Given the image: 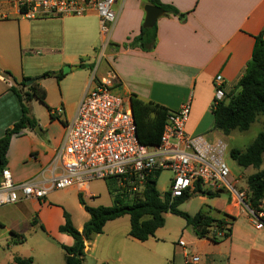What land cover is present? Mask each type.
Masks as SVG:
<instances>
[{"label":"crops","instance_id":"crops-1","mask_svg":"<svg viewBox=\"0 0 264 264\" xmlns=\"http://www.w3.org/2000/svg\"><path fill=\"white\" fill-rule=\"evenodd\" d=\"M161 1L186 13V17L182 19L165 12L156 22L155 48L145 51L139 47H125V44L140 34L146 16L144 7L150 3L148 0H117L118 20L111 42L105 48L96 14L28 19L21 14L14 0H0V137L21 116L20 102L11 90L12 86H19L18 82L24 77L35 78L46 71H58L66 64L84 62L83 66L65 75L70 77L72 89L77 92L73 107L63 93V106L52 107L47 84L49 79L57 78L51 75L40 80L47 92L46 109L50 107L51 110L48 109L46 120H38L40 132L27 128L11 139L7 167L16 181L35 177L42 171L46 176L50 175L52 160L63 141L65 125L74 119L89 86L90 73L96 65L95 61L87 59L92 57V51L94 56L105 58L98 75L110 70L115 72L120 93L128 98L136 94L142 100L157 102L170 110L190 103L187 133L203 135L210 141L220 139L208 135L214 122L211 108L214 80L217 75H222L226 94L237 90L252 57L255 37L264 31V0ZM34 54L50 58L52 63L43 64L41 71H35L26 60L34 58ZM79 68L82 70H77ZM63 190L74 191L77 195L81 193L75 188ZM81 194L92 206L113 203L106 182L102 189L90 185L89 191ZM48 196L0 207V264H17L14 261L16 255L32 257L34 264H65L62 245L74 243L70 234L59 230L65 222V211L70 213L80 231L90 215L79 202L78 209L84 211V221L77 223L74 218L76 208L68 203L51 204ZM209 207L215 217L225 213L235 217L229 225L230 235L218 237L220 229L213 227L212 233L219 238L215 242L210 237L199 238L193 231L188 245L182 246L184 256L190 254L188 246H191L189 256H198L197 264H264V228L252 225L247 214L251 224L242 221L245 212L235 208L230 197L227 200L215 198ZM124 216L108 221L102 233L85 241L83 264L87 257L93 264L150 262L148 242L160 240L157 238L159 230L141 241L129 234L130 225L119 223ZM43 227L49 230H45L47 238H42L40 245L22 248L27 242V234ZM248 227L251 230L255 227L256 237L253 238Z\"/></svg>","mask_w":264,"mask_h":264},{"label":"built area","instance_id":"built-area-1","mask_svg":"<svg viewBox=\"0 0 264 264\" xmlns=\"http://www.w3.org/2000/svg\"><path fill=\"white\" fill-rule=\"evenodd\" d=\"M28 18L88 16L99 17L104 48L111 42L118 20L117 0H14ZM102 58V57H100ZM101 61V60H100ZM100 61L94 66L89 86L74 119L65 125L61 147L51 163L50 175L16 181L5 167L0 176V207L28 199H45L51 192L75 188L88 192L94 180L114 179L117 193L129 198L142 192L146 178L164 169L173 172L172 198L185 194L229 193L230 202L246 212L252 225L264 228V196L252 200L248 181L235 178L226 162L227 144L210 141L203 135L186 131L190 103L171 110L160 144H143L137 136V124L131 100L117 89L115 72L98 75ZM212 108L226 98L224 80L217 75ZM224 237L225 232H217ZM179 245L186 247L185 240ZM186 256V264H197L198 256Z\"/></svg>","mask_w":264,"mask_h":264},{"label":"trees","instance_id":"trees-1","mask_svg":"<svg viewBox=\"0 0 264 264\" xmlns=\"http://www.w3.org/2000/svg\"><path fill=\"white\" fill-rule=\"evenodd\" d=\"M151 4L160 6L166 14H174L184 19L186 13L176 7L164 3L161 0H148ZM157 43V25L153 27H142L141 32L125 47H139L145 51H151ZM81 66L84 62L81 61ZM6 73L11 74L9 71ZM55 76L58 81L62 80L66 73L62 69L58 71H46L35 78L24 77L18 82L19 86H12L11 90L17 95L20 107V118L0 137V176L8 164V150L11 139L16 134H21L24 129L35 130L39 125L38 119L31 112L30 103L34 98L46 103L47 92L40 85V80L47 76ZM28 79H34L27 84ZM133 114L137 124V136L143 144H160L161 136L170 109L154 101H145L136 94L130 97ZM212 108V107H211ZM49 110L50 107H48ZM214 114V128L224 134H230L233 130L241 131L249 129L259 115H264V31L255 37L252 57L246 64L244 75L240 78L237 90L226 94L216 108H212ZM54 118V115H52ZM231 156L237 163L244 167H253L256 172L249 175L247 181L252 192V200L257 201L264 196V168L261 169L264 160V131H261L246 150L234 148ZM161 171H156L148 176L145 186L138 195L129 198L117 193L116 182L107 181V185L113 203L111 205L92 206L86 203L83 195L79 193V201L89 213L90 218L85 222L83 230L80 231L73 223L70 213L65 211V222L59 229L61 232L70 234L74 243L71 246L62 245L65 251V264H83L85 255V241L103 232L108 221L117 219L124 215L130 217L129 234L141 241L154 236L156 231L164 226L167 213H173L185 218L186 224L192 227L195 235L199 238L210 237L215 242L219 238L212 233V228L225 232L224 238L230 235V224L235 219L230 214L215 217L211 214V207L202 206L194 215L180 210L178 206L190 199L191 195L185 194L172 198L170 192L161 194L157 189V180ZM112 181V180H111ZM211 197L218 196V192H208ZM86 234V238L84 235ZM14 261L17 264H34L32 257L16 255Z\"/></svg>","mask_w":264,"mask_h":264},{"label":"rangeland","instance_id":"rangeland-1","mask_svg":"<svg viewBox=\"0 0 264 264\" xmlns=\"http://www.w3.org/2000/svg\"><path fill=\"white\" fill-rule=\"evenodd\" d=\"M99 47H101V44ZM94 53L95 52L92 51V53L90 54L92 57L87 59H92V61H95V64H97L98 61L101 60L100 70H102L105 64V58L94 56ZM33 56L34 58H28L26 60L35 67V71H41V69H43V64L49 65V63H52L50 58L46 59L38 54H34ZM77 70L82 69L79 68ZM91 74L92 73H90V75ZM47 85H49L48 89L51 101L49 103L52 107L58 108L63 106L61 103L62 93L66 97H68V103L71 104V107H73V101H75L77 92L76 90L72 89V81L70 80V77L66 76L60 82H57L55 78L49 79ZM30 106L31 112L39 121H44L49 116L46 105L43 104L39 99L34 98L31 101ZM261 131H264L263 114L258 116L256 121L251 124L249 129L244 131L235 129L230 134H224L220 130L215 129L213 122L212 130L208 133V135L219 137L227 144V153L224 160H226V162L228 163L235 178H239L245 181L248 179L250 174L256 172V169H254L253 167L244 168L240 166L237 163L236 159L231 156V150L234 148L246 150ZM263 168L264 160L261 169ZM172 178L173 172L171 170L164 169L161 171L157 180V189L161 194H164L165 192H168L170 190V182L172 181ZM107 181L113 182V179L110 178L108 180H94L93 182H91V186H93L94 188L96 187L98 189H102L105 187V182L107 183ZM48 197L50 202H52L51 204L68 203L73 208H76V210H74V218L76 222L82 223L84 221V211L78 209V205L80 202L79 195H77L74 191L56 190L52 195ZM218 197L220 198V200H227L229 198V193L227 191H222L218 196L214 197L206 195L205 193L192 194L190 199L181 203L178 208L180 210L187 211L191 215H194L202 206L208 207L215 200V198ZM246 214V212L243 213L242 221L244 220L245 223L248 222V224H251L247 220ZM165 218L166 221L164 226L160 227L157 233V238H159L160 240L155 239L148 242L150 250V252L148 253L150 254V262L148 264H186L184 249L179 245L178 241L180 239H183L187 243H189L194 233L192 234L193 231L191 227L186 224V220L184 217L175 215L173 213H167L165 215ZM119 223L129 226V215H125L123 219H120ZM246 226L248 225L246 224ZM248 228L250 229V227ZM43 229L38 228V230L36 232H33V234L28 233L26 236L27 242L22 245V248L26 249L30 246L40 245L42 243V238H47V232H45V230L49 231L47 228L43 227ZM250 232L253 238L256 237L257 230L255 229V227ZM192 249L193 248L191 246H188V250L190 253L189 255L192 254ZM85 264H93L92 259L90 257H87V261L85 262Z\"/></svg>","mask_w":264,"mask_h":264},{"label":"water","instance_id":"water-1","mask_svg":"<svg viewBox=\"0 0 264 264\" xmlns=\"http://www.w3.org/2000/svg\"><path fill=\"white\" fill-rule=\"evenodd\" d=\"M144 9H145V12H146V16H145V19H144V22H143V27H146V28L154 26L156 24V22H157V19L165 14V10L163 8H161L160 6L151 4V3H147L145 5ZM79 66H80L79 64H74V65H71V63L70 64H66V65L63 66L62 71L64 73H68V72H70V70L76 69ZM33 81H34V79H28L26 81V83L30 84ZM35 130L40 132L41 131V127L38 125L35 128ZM84 237L86 238V234L84 235Z\"/></svg>","mask_w":264,"mask_h":264}]
</instances>
